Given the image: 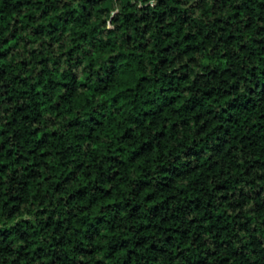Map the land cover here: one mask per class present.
<instances>
[{"label":"trees","instance_id":"1","mask_svg":"<svg viewBox=\"0 0 264 264\" xmlns=\"http://www.w3.org/2000/svg\"><path fill=\"white\" fill-rule=\"evenodd\" d=\"M0 264H264V0H0Z\"/></svg>","mask_w":264,"mask_h":264}]
</instances>
